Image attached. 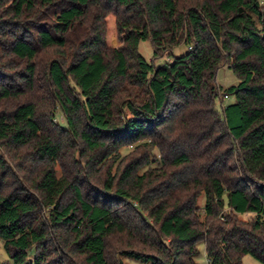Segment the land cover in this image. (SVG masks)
Instances as JSON below:
<instances>
[{
  "label": "trees",
  "instance_id": "obj_1",
  "mask_svg": "<svg viewBox=\"0 0 264 264\" xmlns=\"http://www.w3.org/2000/svg\"><path fill=\"white\" fill-rule=\"evenodd\" d=\"M0 238L11 264H264V0H0Z\"/></svg>",
  "mask_w": 264,
  "mask_h": 264
},
{
  "label": "rangeland",
  "instance_id": "obj_2",
  "mask_svg": "<svg viewBox=\"0 0 264 264\" xmlns=\"http://www.w3.org/2000/svg\"><path fill=\"white\" fill-rule=\"evenodd\" d=\"M185 51L184 46H178L175 47L172 50V53L176 56L182 54ZM138 52L140 53V55L147 61H149L152 58V48H151V44L149 41H140L138 43ZM48 54L45 55L44 57V62L46 61V59L48 58ZM166 60V57H163L161 59H159V62H162ZM238 82L235 74L228 69L226 66H221L217 69L216 74H215V84L218 88L224 90L230 86L236 85ZM233 102V97L232 96H227V97H223L221 96V98H216L215 99V107L220 111V109ZM56 119L59 123H62V119L60 117V115L56 116ZM132 147H126L121 149L120 153L122 155H127L130 153V151L132 150ZM153 155H156L157 152L156 150H154L152 152ZM115 167L112 168V170H114ZM197 205L201 208L203 205V197L202 195L198 198L197 200ZM202 213V211H201ZM251 216V214H244L241 216L240 219L243 220H248L249 217ZM202 218V216H201ZM125 243V238H113L110 239L109 245H110V252L116 251L117 249L121 248ZM197 250H198V256L196 258V262L197 264H207V259H206V255L204 252V245L202 242H199L197 244ZM7 262L8 264H11V261L9 260V258L7 257V255L5 254V251L3 249V242L0 238V263H4ZM241 264H261L258 261H256L253 257L249 256V255H245L242 260H241Z\"/></svg>",
  "mask_w": 264,
  "mask_h": 264
}]
</instances>
